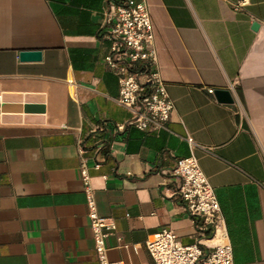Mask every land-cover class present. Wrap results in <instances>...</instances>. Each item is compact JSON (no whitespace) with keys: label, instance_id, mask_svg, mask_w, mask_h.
Listing matches in <instances>:
<instances>
[{"label":"crops","instance_id":"1","mask_svg":"<svg viewBox=\"0 0 264 264\" xmlns=\"http://www.w3.org/2000/svg\"><path fill=\"white\" fill-rule=\"evenodd\" d=\"M123 1L0 0V264H100L85 165L116 226L110 262L153 264L146 241L167 228L205 252L230 243L234 264H264V0H132L149 6L175 106L155 133L129 126L105 61L104 12ZM30 50L42 60L21 61ZM191 156L219 218L192 217L179 197L171 171Z\"/></svg>","mask_w":264,"mask_h":264},{"label":"built area","instance_id":"2","mask_svg":"<svg viewBox=\"0 0 264 264\" xmlns=\"http://www.w3.org/2000/svg\"><path fill=\"white\" fill-rule=\"evenodd\" d=\"M103 26L107 28L105 38L111 43L105 61L120 86L117 102L134 116L129 126L149 133L166 130L175 106L160 74L148 4L132 0L112 2L104 12ZM209 93L214 94L215 90L210 89ZM188 141L193 147V140L189 138ZM171 174L180 180L178 194L192 217H220L221 208L215 190L194 156L178 160ZM82 177L87 188L88 217L98 260L100 264H123L108 259L106 240L116 226L97 211L89 190L90 175L86 165ZM146 248L153 264H234L230 243L223 242L205 252L199 243L183 245L167 228L151 235Z\"/></svg>","mask_w":264,"mask_h":264},{"label":"water","instance_id":"3","mask_svg":"<svg viewBox=\"0 0 264 264\" xmlns=\"http://www.w3.org/2000/svg\"><path fill=\"white\" fill-rule=\"evenodd\" d=\"M20 60L23 62H33L42 60V52L39 50H30L20 52ZM219 102L232 103L231 93L227 90H218L215 93Z\"/></svg>","mask_w":264,"mask_h":264}]
</instances>
